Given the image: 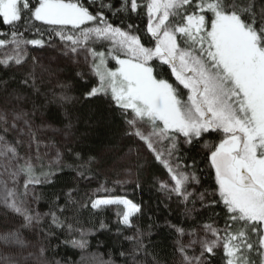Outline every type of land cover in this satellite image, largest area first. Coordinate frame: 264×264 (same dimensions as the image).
<instances>
[{"label": "snow or ice", "instance_id": "1", "mask_svg": "<svg viewBox=\"0 0 264 264\" xmlns=\"http://www.w3.org/2000/svg\"><path fill=\"white\" fill-rule=\"evenodd\" d=\"M138 12L147 16L142 35L136 34V25L122 26L124 20L116 25L106 15ZM0 24L9 26L0 31V66L21 65L27 45L43 47L45 32L55 35L65 54L83 55L97 77L86 97H108L124 118L127 134L142 141L167 169L171 183L159 182L160 190L185 204L186 217L197 203L212 217L223 214V229L205 223L203 235L169 224L179 237H192L186 244L177 241L183 264H211L209 257L219 250L225 264H264V0H119V6L113 0H0ZM25 32L39 38L26 39ZM29 116L0 109V205L22 218L15 229L0 233V242L23 247L21 229H39L44 239H59V230L66 234L61 243L84 248L87 233L64 216L79 203L74 190L63 206L53 202L47 212L36 207L43 197L35 186L52 183L62 160L57 151L44 170ZM25 128L28 141L21 138ZM197 145L204 151L203 168L184 150ZM205 174L214 184L200 191ZM78 175L85 177L84 172ZM102 190L107 191L103 185L96 189ZM89 203L93 209L123 206L117 216L127 228L142 214L141 205L126 197ZM74 233L80 239L67 238ZM126 239L142 247L139 231Z\"/></svg>", "mask_w": 264, "mask_h": 264}, {"label": "trees", "instance_id": "2", "mask_svg": "<svg viewBox=\"0 0 264 264\" xmlns=\"http://www.w3.org/2000/svg\"><path fill=\"white\" fill-rule=\"evenodd\" d=\"M113 2L119 6V0ZM238 2L245 3L246 0ZM106 15L116 25H120L121 20H124L122 26L136 25L140 30L137 35L146 31L147 16L143 12L118 18L112 17L111 13ZM35 23L39 26V22ZM8 30L9 26L0 24V31ZM20 31H23V27ZM24 36L26 39L39 38L31 32H25ZM43 39L46 41L43 47L29 45L30 51L21 65L12 64L9 68L0 66V106L26 111L38 125L45 122L69 136L70 143L61 147L62 170L56 171L52 183L35 186L36 193L43 197L36 207L39 211L47 212L53 202L63 206L66 194L74 190L73 199L79 203L70 206L64 216L69 218L68 222L87 233V244L79 248L61 243L66 234L59 230V239H44L37 234L39 229L28 233L23 230L26 237L44 248V264H177L180 256L177 241L180 237L169 224L181 226L190 232L194 228L200 230L205 223L215 222L218 228L223 229L225 218L221 208H215L221 215L212 217L210 209L202 208L197 203V210L191 217H186L184 203L168 202L161 195L156 181L167 176V169L151 157L137 162L136 180L132 185H116L113 181L116 175L111 168L124 152L135 149L137 143L133 136L127 134L129 129L124 118L108 97H86L85 94L97 85V77H92L87 70L69 66L52 69L50 66H39L34 61V50L63 44L58 37L49 36L47 32ZM114 65L115 61L110 59L108 66ZM165 72H168L167 68ZM166 78L169 77L166 75ZM173 80L174 77H171L170 82ZM184 150L201 161L200 168L205 166L202 162L204 151L199 145L191 149L185 146ZM44 170H47V166ZM79 172H84L85 177L78 175ZM201 183L203 187L197 186L200 191L205 188L210 190L214 180L205 174ZM101 185L107 191H96ZM116 196L126 197L141 205L142 214L133 217V228H127L120 222L117 211L122 210L121 207L114 208L112 205L93 209L89 203V199ZM187 207L192 205L188 204ZM101 222L106 227L102 228ZM9 223L20 224L19 220L0 210V227L5 228ZM238 227V224L233 226L234 230ZM137 231L142 247L135 240L126 239L135 236ZM67 238L80 239V236L74 233ZM121 252L126 255H120ZM252 255L258 259L254 253ZM209 259L211 264H225L222 250Z\"/></svg>", "mask_w": 264, "mask_h": 264}, {"label": "rangeland", "instance_id": "3", "mask_svg": "<svg viewBox=\"0 0 264 264\" xmlns=\"http://www.w3.org/2000/svg\"><path fill=\"white\" fill-rule=\"evenodd\" d=\"M3 51V49H0V59L3 58ZM29 51L30 46L27 45L25 47V52L23 53L24 59L28 56ZM65 52L66 49L63 44L55 45L34 50L32 57L39 66H50L52 69H56L60 66H69L71 68L87 70L90 72V75L92 77H95L90 69V64L84 62L83 55H77L71 52L66 55ZM0 109L11 111L10 109H7L3 106H0ZM29 119L32 124V131L36 136V141L39 142V151L42 157L41 162L45 166H47L50 162L55 161L57 151H59V153L61 154L62 160L61 147H64L70 143L69 136L45 122H42L40 125H38L36 122H34V120H32L31 118ZM19 126L24 127L22 122ZM21 138L25 141H28L31 138L26 128L24 129V133L22 134ZM134 139L137 143L136 148L124 152V154H122L121 157L118 158L115 165L111 168L115 173L114 175H116L113 178V181L120 187L129 186L135 182V169L137 162L143 161V159L149 157L154 159V156L149 151H147L146 148H144L143 142L140 141L137 137H134ZM19 150L23 154L26 151V148L24 146H21ZM35 151L36 144L34 143L32 152L35 153ZM161 181L171 183L169 174H167L164 179L156 181L158 187L159 182ZM159 191L161 195H163L164 199L168 200V202L180 201V199L175 195H172L171 198H169L166 192L160 190V187ZM117 207L123 208V206L114 205V208ZM0 210L7 212L10 216L19 220V223H22V218L12 213L10 210H7L2 205H0ZM16 227L17 225L9 223L5 228L0 227V233L13 230ZM23 230L28 233L32 232L33 229H21L22 238L25 241V245L23 247L16 244H5L3 242H0V264H44L40 246L27 238ZM197 231L200 232L201 235H203L202 228ZM191 238L192 237L186 234L185 236L180 237L179 240L186 244ZM187 251L189 255L193 254L192 248H189ZM195 254H199L198 245L195 247ZM178 259L179 260L177 264H183L181 254Z\"/></svg>", "mask_w": 264, "mask_h": 264}]
</instances>
